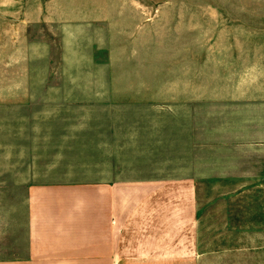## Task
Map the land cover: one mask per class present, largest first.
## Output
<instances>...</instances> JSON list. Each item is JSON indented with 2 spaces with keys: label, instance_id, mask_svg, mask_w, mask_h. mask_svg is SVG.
Segmentation results:
<instances>
[{
  "label": "rangeland",
  "instance_id": "374dc122",
  "mask_svg": "<svg viewBox=\"0 0 264 264\" xmlns=\"http://www.w3.org/2000/svg\"><path fill=\"white\" fill-rule=\"evenodd\" d=\"M64 1L0 0V235L6 234L17 212H22L30 185L50 174V178L58 177L64 169L71 172L74 163H52L53 156L72 155L82 148L80 140L65 139L73 133L84 134L71 131V126H118L120 140L114 143L113 154L118 155L119 164L114 170H120L121 179L138 180L152 176L159 167V163L144 162L145 157H175L177 143L182 144L177 141L175 125L189 123V117L176 116L175 108L187 104L179 105L173 99L175 85H168L167 99L128 98L134 85L112 80L108 29L96 20L56 22L57 12L65 11ZM136 1L137 10L148 13L144 22L151 26L153 41L168 47L264 44V0ZM86 2L83 8L92 11L94 5ZM136 86L139 91L145 85ZM199 86L201 100L188 105L199 112L194 123L209 127L214 136L231 134V123H242L252 113L240 102L223 97L225 85ZM212 95L214 101L203 99ZM160 124L167 130L161 136L154 127ZM234 126L236 131L241 127ZM208 133H201L200 144L208 142ZM86 134L97 135L93 131ZM134 136L137 146L133 148L129 143ZM160 137L161 142L167 141V148H159ZM98 144L87 147L85 156L97 155ZM150 144L153 147L147 148ZM256 157L239 167L245 170L242 173L261 178L200 181V246L217 256L216 264H264V171L256 170L264 169V155L261 160ZM166 167L169 171L162 175H179L175 163ZM217 252L231 257H219Z\"/></svg>",
  "mask_w": 264,
  "mask_h": 264
},
{
  "label": "crops",
  "instance_id": "0c3cea01",
  "mask_svg": "<svg viewBox=\"0 0 264 264\" xmlns=\"http://www.w3.org/2000/svg\"><path fill=\"white\" fill-rule=\"evenodd\" d=\"M85 2L65 0V11L57 12L55 21L101 22L110 36L112 80L134 85L127 96L132 99H167L168 85H175L173 99L179 105L187 104L175 108L176 116L189 117V123L175 125L177 141L182 142L176 145L175 157L144 156V162L159 163V167L152 176L138 180L121 179L120 170H114L119 164L118 155L113 154L114 143L120 140L118 126H71V131L84 134L73 133L65 139L80 140L82 148L72 155L53 156L52 163L75 165L70 173L64 169L58 177L50 178V174L27 188L22 212H17L6 234L0 235V264H216L217 256L200 246V181L261 178L242 173L245 170L239 164L246 165L256 156L261 160L264 155V44L168 47L153 41L151 26L144 22L148 13L137 10L136 0L87 1L94 5L92 11L83 8ZM139 84L145 85L144 90H136ZM200 84L225 85L223 97L240 102L252 113L242 123L232 122L231 134L214 136L209 127L194 123L199 112L188 105L201 100ZM214 96L203 99L214 101ZM234 125L241 127L236 131ZM154 127L160 136L167 131L163 124ZM90 131L97 135H87ZM204 131L209 132L208 142L200 144ZM135 139L129 146H137ZM96 141L99 153L85 156L84 150ZM162 147L167 148V141L161 142L160 137ZM168 163H175L178 176L162 175L169 171ZM202 163L206 168L200 167ZM216 163L233 167L215 168Z\"/></svg>",
  "mask_w": 264,
  "mask_h": 264
}]
</instances>
